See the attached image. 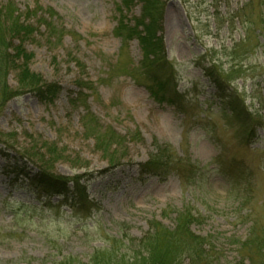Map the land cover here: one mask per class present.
<instances>
[{
	"label": "rangeland",
	"instance_id": "1",
	"mask_svg": "<svg viewBox=\"0 0 264 264\" xmlns=\"http://www.w3.org/2000/svg\"><path fill=\"white\" fill-rule=\"evenodd\" d=\"M152 2L159 64L132 33L142 0H0L1 12L43 16L22 49L29 73L58 86L50 100L20 92L0 109V264H102L115 240L125 262L131 241L157 224L173 231L183 213L205 240L202 264L264 260L239 245L264 234V0ZM150 161L158 168L142 175ZM41 170L78 177L85 197L42 192ZM81 204L90 209L72 215Z\"/></svg>",
	"mask_w": 264,
	"mask_h": 264
},
{
	"label": "trees",
	"instance_id": "2",
	"mask_svg": "<svg viewBox=\"0 0 264 264\" xmlns=\"http://www.w3.org/2000/svg\"><path fill=\"white\" fill-rule=\"evenodd\" d=\"M142 3L144 11L141 15V22L136 24L135 28L136 30H139L138 28L141 30L138 32L133 31L132 33L135 34L138 39L144 57L146 59L148 58L147 60L152 58L150 62L159 64L160 59L158 60V53L163 52V47L162 40L160 39L161 37L159 36L161 30L159 27L157 28V25L160 23L158 9L156 3L154 4L152 0H142ZM15 10L16 9L13 11L11 9V13L9 14L0 11L3 17H10L8 20L9 22H6L4 19L7 20V18H3L2 20L0 15V109L9 99L17 96L20 92L33 93L40 100L44 101L52 99V96L58 93V86L54 84H45L41 82L37 76L29 73L27 69L29 57L25 56L22 49V45L29 39V36H32L35 32V25L29 23L33 20L31 18H37L38 23L36 26L44 27V24L47 22L44 20L43 16H41L42 19L37 17L38 13L35 10L27 9L25 12L19 13L18 16L14 15L16 13ZM49 17L53 18L54 13L53 15H49ZM161 60H163V58ZM159 66L165 68L163 65H158V67ZM17 70L19 72L17 75L19 89L11 91L6 84L7 77L9 72ZM167 72L169 83L172 84L173 79L170 77L169 71ZM151 82L157 83L158 79L153 78ZM158 85L159 91H162L163 87L164 89L166 87L161 84ZM168 88L169 87L165 89L166 94ZM151 90V95L155 100L163 102L170 101L168 97L163 98L164 95L160 97L159 94L154 92L153 87H151ZM171 91L175 92L173 85H171ZM229 103L230 106L228 109H230L232 115L236 119H242V117H244L242 114V103L238 104V106H235L231 102ZM159 154L160 151H157L156 157H160ZM154 166L153 161L147 162L140 167V173L144 175L153 172L158 168L153 169ZM36 178L37 181H35V179L33 183L47 195H58L68 198L71 196L79 199L82 194L81 191L83 192V190H80L83 189V186L80 184L78 177H74L70 180L63 179L61 177H53L49 175L47 171L41 170ZM83 197H85V195ZM75 207H72V215L84 213L86 210L88 211V209H90V207L84 209V205L82 204ZM192 221V215L183 213L177 216V226L173 231L165 229L160 224L152 226L151 231L148 232L145 237L131 241L133 242L131 244L135 247L137 255L132 256V258L125 262H123V260L117 261V257H115L116 253L119 251L118 248H121L118 244L122 242L115 240L116 242H114L113 246L110 244L109 247L105 248L108 260L102 264H181L178 261H181L182 258H188L187 264H202V261H204V254L201 250L205 245V240L197 238L190 232L189 227ZM259 240L260 241L255 242L256 240L253 238L251 241L247 240L244 243H239L240 249H253L264 259V234ZM242 261H245V259ZM92 262L93 264H98L96 260ZM261 264H264V260Z\"/></svg>",
	"mask_w": 264,
	"mask_h": 264
},
{
	"label": "bare ground",
	"instance_id": "3",
	"mask_svg": "<svg viewBox=\"0 0 264 264\" xmlns=\"http://www.w3.org/2000/svg\"><path fill=\"white\" fill-rule=\"evenodd\" d=\"M171 19H172L171 16L168 15V16H167V22H168V21H171Z\"/></svg>",
	"mask_w": 264,
	"mask_h": 264
}]
</instances>
